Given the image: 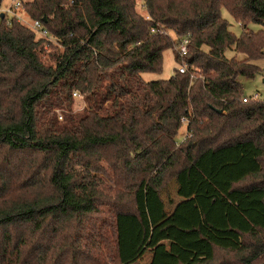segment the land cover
Wrapping results in <instances>:
<instances>
[{
	"label": "trees",
	"instance_id": "16d2710c",
	"mask_svg": "<svg viewBox=\"0 0 264 264\" xmlns=\"http://www.w3.org/2000/svg\"><path fill=\"white\" fill-rule=\"evenodd\" d=\"M21 1L54 42L0 17V264H140L171 230L210 252L186 261L172 251L177 264H264V225L247 219L226 247L199 227L149 231L140 208L205 156L252 149L257 168L214 194L223 202L259 194L264 209V101L242 102L238 81L262 73L264 0H139L144 15L138 0ZM184 37L185 73L144 81L142 73L161 72L166 50L183 62L175 48ZM121 218L141 226L129 258Z\"/></svg>",
	"mask_w": 264,
	"mask_h": 264
},
{
	"label": "rangeland",
	"instance_id": "374dc122",
	"mask_svg": "<svg viewBox=\"0 0 264 264\" xmlns=\"http://www.w3.org/2000/svg\"><path fill=\"white\" fill-rule=\"evenodd\" d=\"M137 12L144 15L141 1L136 3ZM10 0H3L0 7V15L10 19L8 13ZM222 18L228 22V30L239 36L243 32L240 24L236 23L228 13L222 9ZM16 14L25 20V26H30L32 21L24 11ZM263 28L258 24H249L245 29L248 32H257ZM171 37H175L170 33ZM39 38L38 35H36ZM54 42V39L47 36ZM46 49V47H45ZM46 52L48 50H45ZM264 52V51H263ZM227 58L234 55L233 50L225 53ZM174 55L171 50L163 53L162 70L160 73H142L144 81L167 80L177 69ZM258 66L262 73L254 79L239 77L242 84L243 95L251 98L258 94V101H264V59ZM85 107L80 97H75L74 111H80ZM58 113V111H57ZM60 120V113H58ZM183 126L180 133L183 134ZM182 136H178V141ZM257 168L254 162V151L246 149L239 153L226 151L214 156H205L198 171L192 170L183 173L178 179L169 184V195L162 192L159 197L149 194L145 200L140 199V208L145 219L146 229L155 232L157 229L170 223L181 228L199 227L215 243L222 246H236L237 235L233 229L246 231L249 227L247 219L256 224L264 225V209L259 205V194L250 197H230L223 202L214 194V187L226 191L228 183L241 177L248 170ZM172 199V202L169 201ZM163 213L167 214L163 218ZM141 226L133 218H121L122 256L130 257L140 242ZM195 235L175 236V230H171L155 239L154 245L149 248L140 260V264H177L171 255L172 251L178 252L186 261H197L210 257L209 247L204 243H196Z\"/></svg>",
	"mask_w": 264,
	"mask_h": 264
},
{
	"label": "built area",
	"instance_id": "2783aa9c",
	"mask_svg": "<svg viewBox=\"0 0 264 264\" xmlns=\"http://www.w3.org/2000/svg\"><path fill=\"white\" fill-rule=\"evenodd\" d=\"M22 10L23 11V4L21 0H10V7L8 9V13H11V16L14 17L16 19V21L18 23H21L23 25H25V20L21 17H19L16 12ZM28 27V26H27ZM30 28L36 35H38L40 38H46L48 39V31L46 30V28L42 25L41 22L39 21H32L31 25L28 27ZM153 32V31H152ZM49 41H52L50 39H48ZM189 39L188 37H184L180 40V42L178 43L177 47L175 48L176 53L178 54V56L180 57V59H184V57L187 54V46L189 44ZM183 61V60H182ZM186 64L184 63V61L177 67V71L180 74H184L186 71ZM258 99V94H254L251 98H246L243 97L242 98V102H247L249 100H256ZM181 122L183 124V126L185 127L187 124V121L183 118L181 119ZM186 136V133H183Z\"/></svg>",
	"mask_w": 264,
	"mask_h": 264
},
{
	"label": "water",
	"instance_id": "95a60500",
	"mask_svg": "<svg viewBox=\"0 0 264 264\" xmlns=\"http://www.w3.org/2000/svg\"><path fill=\"white\" fill-rule=\"evenodd\" d=\"M0 17L2 18L3 17V14H1Z\"/></svg>",
	"mask_w": 264,
	"mask_h": 264
},
{
	"label": "crops",
	"instance_id": "0c3cea01",
	"mask_svg": "<svg viewBox=\"0 0 264 264\" xmlns=\"http://www.w3.org/2000/svg\"><path fill=\"white\" fill-rule=\"evenodd\" d=\"M259 63V62H258ZM258 63H257V65H258Z\"/></svg>",
	"mask_w": 264,
	"mask_h": 264
}]
</instances>
